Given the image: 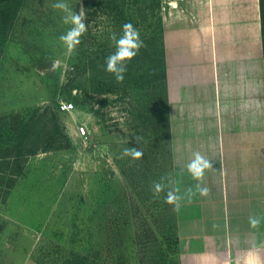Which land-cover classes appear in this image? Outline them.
Returning a JSON list of instances; mask_svg holds the SVG:
<instances>
[{
    "label": "rangeland",
    "instance_id": "1",
    "mask_svg": "<svg viewBox=\"0 0 264 264\" xmlns=\"http://www.w3.org/2000/svg\"><path fill=\"white\" fill-rule=\"evenodd\" d=\"M174 1L162 0V16ZM56 2L20 0L14 18L0 17V158L7 116L30 118L37 108L57 110L71 140L69 148L30 156L9 197L0 196V264H66L72 252L92 264H140L136 236L144 214L114 159V146L148 133L136 120L133 97L67 92L80 45L65 55L58 38L71 25L52 8ZM65 2L85 11L87 55L103 49L115 26L97 12L98 0ZM63 100L77 110L60 112ZM82 123L90 130L88 142L74 133Z\"/></svg>",
    "mask_w": 264,
    "mask_h": 264
},
{
    "label": "crops",
    "instance_id": "2",
    "mask_svg": "<svg viewBox=\"0 0 264 264\" xmlns=\"http://www.w3.org/2000/svg\"><path fill=\"white\" fill-rule=\"evenodd\" d=\"M163 14L174 179L212 163L177 210L180 264H264V51L260 0H175ZM0 158V196L9 186ZM6 169V170H5ZM20 177L18 178V180ZM17 180V183H18ZM9 197V195H8ZM260 218L252 228L249 218Z\"/></svg>",
    "mask_w": 264,
    "mask_h": 264
},
{
    "label": "trees",
    "instance_id": "3",
    "mask_svg": "<svg viewBox=\"0 0 264 264\" xmlns=\"http://www.w3.org/2000/svg\"><path fill=\"white\" fill-rule=\"evenodd\" d=\"M19 2L20 0H0V17L3 21L15 17ZM161 2L162 0L95 2L97 12L102 10L113 21L117 36L122 34V26L130 22L139 30L146 47L141 48L138 55L128 63L124 80L118 83L111 73L105 71V59L115 51L114 45L108 39L103 49L94 50L93 54L87 55L84 44L88 33L85 32L81 37L79 51L72 59L67 84V92L71 95L74 89H81L92 94H114L117 100L129 96L136 102V120L145 126L148 135L139 145L135 141L116 144L114 159L144 214L138 224L136 236L140 264H180L177 210L164 202L165 193L155 198L151 192L153 182L159 181L162 176L171 174L174 178ZM103 4L105 10L102 9ZM260 10L264 51V0H260ZM87 14L90 15L89 9ZM45 74L47 77L54 75L50 72ZM74 99L79 102V96H74ZM6 124L4 141H1L4 146L1 157L8 168L10 182L4 192V200L17 185L18 178L25 174L30 156L71 146V140L60 124L59 112L52 107L48 106L43 110L37 108L30 118L21 115L7 116ZM45 129L48 131L45 132ZM126 147H138L144 155L139 160L119 158ZM66 264L92 263L86 256L72 252Z\"/></svg>",
    "mask_w": 264,
    "mask_h": 264
},
{
    "label": "clouds",
    "instance_id": "4",
    "mask_svg": "<svg viewBox=\"0 0 264 264\" xmlns=\"http://www.w3.org/2000/svg\"><path fill=\"white\" fill-rule=\"evenodd\" d=\"M54 10L63 13L62 22L65 25H71L68 30L59 36V41L65 47L66 56H71L77 46L81 43V37L87 31V25L84 23L86 14L83 8L77 13L69 6L65 0H58L52 4ZM110 41L115 47V51L105 59V71L111 73L118 83H122L124 75L127 71V65L133 60L141 48L146 47L144 41L141 39L139 30L134 27L132 23H125L122 26V34L117 36L112 32L109 36ZM133 139L137 145L141 141L139 135H134ZM144 153L138 147H126L121 153V159L130 157L133 160H139ZM212 168V163L199 151L193 153V158L186 165V170L190 176L197 183L194 188L189 187L181 194V189L177 185V181L171 176L166 174L160 178L159 181L153 182L151 185V192L155 198H159L161 193H165L164 202L173 205L174 210L181 207V202L186 201L192 203L193 197L199 193L200 196H207L209 189L202 186L205 176V171ZM249 223L252 228H257L261 220L258 217L252 216L249 218Z\"/></svg>",
    "mask_w": 264,
    "mask_h": 264
},
{
    "label": "built area",
    "instance_id": "5",
    "mask_svg": "<svg viewBox=\"0 0 264 264\" xmlns=\"http://www.w3.org/2000/svg\"><path fill=\"white\" fill-rule=\"evenodd\" d=\"M58 110L63 113L73 114L74 111L77 110V107L73 101L63 100L60 102L58 106ZM74 133H75V136L81 138L82 140L86 142H88V140L90 139V130L88 126L84 123H82L81 125H78Z\"/></svg>",
    "mask_w": 264,
    "mask_h": 264
}]
</instances>
